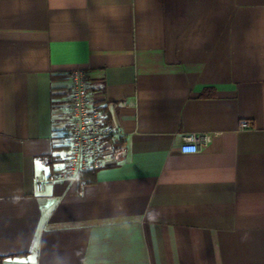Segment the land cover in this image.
Instances as JSON below:
<instances>
[{
  "label": "crops",
  "instance_id": "crops-1",
  "mask_svg": "<svg viewBox=\"0 0 264 264\" xmlns=\"http://www.w3.org/2000/svg\"><path fill=\"white\" fill-rule=\"evenodd\" d=\"M74 69L122 142L39 193ZM0 264H264V0H0Z\"/></svg>",
  "mask_w": 264,
  "mask_h": 264
},
{
  "label": "built area",
  "instance_id": "built-area-1",
  "mask_svg": "<svg viewBox=\"0 0 264 264\" xmlns=\"http://www.w3.org/2000/svg\"><path fill=\"white\" fill-rule=\"evenodd\" d=\"M69 80L73 125L68 158L60 172L36 176V190L39 193L46 192L57 180H71L83 184L88 171H97L103 166L107 138L118 139L122 136L120 128L105 123L101 104L94 99L86 71L71 70ZM242 125L246 127L248 122L243 121ZM210 140V135L185 134L180 150L183 153H196ZM78 193L82 194V191Z\"/></svg>",
  "mask_w": 264,
  "mask_h": 264
},
{
  "label": "trees",
  "instance_id": "trees-1",
  "mask_svg": "<svg viewBox=\"0 0 264 264\" xmlns=\"http://www.w3.org/2000/svg\"><path fill=\"white\" fill-rule=\"evenodd\" d=\"M67 77V76H66ZM65 76H55L54 75V77H53V80L55 81V80H58V79H65L66 78ZM101 109H102V113H103V116H104V121H105V123L106 124H109V125H111L110 123H109V121L106 119V116H105V111H104V109H103V106L101 105ZM107 141H109V143H110V146H115V145H121V142H122V140H121V137L120 138H118V139H113V138H107ZM69 149H70V147H69ZM69 154V153H68ZM67 158H68V155H67V157H66V161H67ZM66 161H65V164H66ZM89 172H94L93 170L92 171H88V173Z\"/></svg>",
  "mask_w": 264,
  "mask_h": 264
}]
</instances>
